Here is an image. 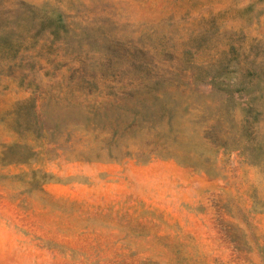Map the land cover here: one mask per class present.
<instances>
[{"label": "rangeland", "instance_id": "1", "mask_svg": "<svg viewBox=\"0 0 264 264\" xmlns=\"http://www.w3.org/2000/svg\"><path fill=\"white\" fill-rule=\"evenodd\" d=\"M0 264H264V0H0Z\"/></svg>", "mask_w": 264, "mask_h": 264}]
</instances>
